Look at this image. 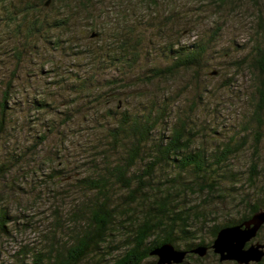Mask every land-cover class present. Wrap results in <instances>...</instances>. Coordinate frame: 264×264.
<instances>
[{
  "label": "rangeland",
  "instance_id": "374dc122",
  "mask_svg": "<svg viewBox=\"0 0 264 264\" xmlns=\"http://www.w3.org/2000/svg\"><path fill=\"white\" fill-rule=\"evenodd\" d=\"M215 1L160 0L153 10H147L148 4L144 5L140 0H94L97 7L95 15H98V28L94 32L103 30L104 25L103 33L91 36L92 29L83 14L84 19L74 22L71 29L55 28L56 32H60L62 41V46L56 48L52 40L57 34L55 31L48 30L32 37L28 34V26L23 25L22 30L8 26L10 15L3 7H14L15 2H20L0 1V99L10 82L15 107L14 117L7 127L8 135L0 142V162H5L2 165L4 170L0 171V196L14 217L11 232H0V264H18L17 260L23 253L18 257L16 254L24 247L41 249L47 245L45 235L58 225V215L66 217L80 202L81 193L73 183L92 173L93 165L100 172L106 171L103 165L111 161L105 157L102 141L97 139H107L106 125L112 120L106 112L116 106L118 98L115 100L111 94H102L98 99H90L86 92L82 95L74 93L71 88L80 77L86 79L95 72L96 83L105 85L108 80L123 74L131 86L127 90L121 89L119 104L128 107L131 113L145 110L148 107L144 106H150L153 98L159 99L165 93L172 95L171 98L174 96L172 112L166 120L167 127L176 120L175 107L179 106L181 111L191 114L192 126L200 127L198 144H204L209 149L229 138L239 139L245 132L241 127L252 117V111L259 102L261 95L257 86L261 81L259 70L250 65L237 68L235 60L245 54L247 59L252 60L257 55L255 46L264 47V18L262 23L259 18L262 13L264 17V0H226L221 5L218 3L220 0ZM100 9L102 12H98ZM58 13L57 8L48 12L54 18L59 16ZM78 16L81 17L80 14ZM125 16L131 21H141L146 29V53L132 67L124 63V71L108 61L110 56L114 57L110 50L94 62L96 58L92 60L88 49L99 47L104 40H111L116 20ZM204 36L210 44L208 57L211 66L201 74V79L195 80L192 72H184L176 78L156 79L146 85L137 77L150 73L151 66L166 64L168 56L163 48L169 39L174 37V41L187 44ZM16 48L22 50L20 57ZM212 70L216 72L210 73ZM198 88H201L199 104L191 107ZM166 89L168 91L163 92ZM42 94H46L47 103L44 108L36 110L31 100L35 96L41 98ZM73 99L81 105L78 103L74 108L76 103H71ZM247 138L246 149L237 153L230 162L246 180L242 183L245 187L243 192L251 198V201L246 200V204L256 197L247 179L255 165L253 135ZM57 146L62 148L63 157L66 154L68 165L66 162H49L50 151L55 152ZM15 152H22L23 155L14 156L11 162ZM261 154L257 161L264 169V136ZM55 167L64 168L66 175L59 180L52 179L50 175ZM262 183L264 176L260 178L259 184ZM190 196L193 198V195ZM236 197H227L225 203H238L241 196ZM233 215L236 216L235 213ZM224 219L219 215L216 221L223 222ZM212 224L210 222L200 230L206 242L213 239L210 234ZM58 238L61 236L58 235ZM120 238L115 234L112 245L116 246ZM199 241L201 237L195 240L196 243ZM181 248H185V243H181ZM118 252L114 250V256ZM155 259L153 256L145 264H155ZM188 261V264H199L196 256L189 257ZM201 264L239 263L220 261L210 248L208 255L201 258Z\"/></svg>",
  "mask_w": 264,
  "mask_h": 264
},
{
  "label": "trees",
  "instance_id": "16d2710c",
  "mask_svg": "<svg viewBox=\"0 0 264 264\" xmlns=\"http://www.w3.org/2000/svg\"><path fill=\"white\" fill-rule=\"evenodd\" d=\"M14 1L10 0L13 3ZM140 1L144 5L148 4L147 10H153L160 0ZM225 1L220 0L218 3L221 5ZM19 2L20 4L15 2L14 7H3L7 15H10L8 26L21 28L20 30L23 25L28 26V34L32 37L48 30L55 31V28L71 29L74 22L84 19L83 14L87 16L86 23L92 29L91 36L103 33L106 28L103 25V30L94 32V29L98 28L94 0ZM75 4L79 8L75 7ZM56 8L59 9V16L54 18L48 12ZM262 14L259 17L261 23L264 18ZM150 15L154 16L152 13ZM73 18L77 20L73 21ZM116 21L113 38L104 40L99 47L88 50L92 60L96 58L94 62L99 61L102 53H108L110 50L114 57L110 56L108 61L124 71V63L128 64L127 67H132L133 63L139 62L146 53L144 46L147 32L140 24L141 21H131L126 16ZM56 33L52 39L55 48L62 46L61 35L58 34L60 32ZM173 39L164 44L166 46L163 50L168 56L166 64L151 66L150 73L137 76L141 82L145 81L143 84L150 85L156 79L176 78L184 72H192L197 80L201 79L202 73L210 69V44L207 37L187 44ZM254 49L257 55L252 60L247 59L245 54L235 61L237 68L250 65L259 70V102L252 111V117L243 123L241 129L245 132L239 139L229 138L212 149L198 144L200 127H193L191 114L181 111L179 106L175 107L176 120L167 127L166 120L172 112L174 96L171 98L172 95L165 93L159 99L153 98L150 106H144L148 107L145 110L131 113L128 107L119 104L121 89L127 90L131 86L123 74L119 78L108 80L105 85L96 83L95 72L86 79L80 77L78 83L71 88L74 93L82 95L86 92L90 99H98L102 94H111L115 100L118 98L116 106L106 112L112 120V123L105 127L107 139H97L98 142L102 141L105 157L111 161L108 160V163L103 165L106 171L100 172L97 166L93 165L92 173L85 174L73 183L74 188L81 193L80 202L74 206L76 208L66 217L58 215V225L50 229V234L45 235L47 245L43 248H22L16 254L18 257L23 253L17 263L145 264L147 259L154 256V263L158 264V256L152 252L162 244L170 242L178 249L189 251L187 258L178 264H188V258L194 256L201 264V258L208 255L209 248L223 226L249 219L255 212L264 209V183L259 184L261 176H264V169L261 162L257 161L262 156L261 142L264 136V47L257 45ZM16 51H19L20 57L22 50L16 48ZM214 72L216 70L210 73ZM11 89L9 82L0 99V142L8 135L7 127L14 117V97ZM166 91L168 90L163 92ZM200 93L201 88H198L197 97L190 103L191 107L199 104ZM35 97L31 100L32 106L36 110L44 108L48 100L46 94L40 95L41 98ZM26 98L27 96L24 99ZM72 101L71 103H76L74 108L78 103L81 105L78 100ZM250 134L253 135L255 165L247 179L256 197L252 198L255 199L253 202L246 204V200L251 201L248 193L243 192L246 180L240 175V170L230 162L237 153L246 149L249 142L247 136ZM50 153V157L47 156L51 160L49 162L69 164L66 154L65 157L62 156L61 147L57 146L55 152ZM21 155L22 152H15L10 161L13 162L14 156ZM2 165L4 166L5 162H0V171L4 170ZM63 169L53 168L50 177L61 179L66 175ZM238 182L241 184H237ZM190 195H193V198ZM237 195L241 196L238 203H225L227 197L236 199ZM219 215L225 218L223 222L216 221ZM13 219L11 211L4 205L0 196L1 233L11 232ZM62 221L63 224H60ZM210 222H213L210 226L213 239L206 242L200 230L206 228ZM115 234L121 236V241L113 246L112 237ZM58 235L61 238H58ZM62 236H65L63 242ZM199 237L201 241L196 243L195 240ZM260 241H264L262 233ZM182 242L185 243V248H181ZM201 245L209 247L206 255L201 256L191 251ZM114 250L119 251L117 256H114ZM262 261L256 264H263Z\"/></svg>",
  "mask_w": 264,
  "mask_h": 264
},
{
  "label": "water",
  "instance_id": "95a60500",
  "mask_svg": "<svg viewBox=\"0 0 264 264\" xmlns=\"http://www.w3.org/2000/svg\"><path fill=\"white\" fill-rule=\"evenodd\" d=\"M263 224L264 209H260L240 224L222 227L212 247L220 255L222 261L235 260L241 264L260 262L264 258V243H252L249 246L247 244L256 237ZM208 248V246L201 245L191 251L204 256ZM188 252V250L178 249L172 243L167 242L157 247L152 253L158 256V264H178L185 260Z\"/></svg>",
  "mask_w": 264,
  "mask_h": 264
},
{
  "label": "flooded vegetation",
  "instance_id": "af4514ba",
  "mask_svg": "<svg viewBox=\"0 0 264 264\" xmlns=\"http://www.w3.org/2000/svg\"><path fill=\"white\" fill-rule=\"evenodd\" d=\"M246 219H244V220H242L241 222H238V223H236V224H240V223H242L243 221H245ZM224 227V226H223ZM264 228V224L261 226V228L259 229V231H258V233H257V235H256V237H254L252 240H250L249 242H248V244H247V246H249L250 244H252V243H264V241H260V235H261V233H262V229ZM212 248V250L214 251V249H213V247H211ZM210 249V248H209ZM214 253L216 254V255H218V257H219V260L220 261H222L221 259H220V255L218 254V253H216L215 251H214ZM223 261H229V260H223ZM231 261H233V262H236V263H239V262H237V261H235V260H231ZM252 263V262H251ZM250 263V264H251ZM253 263H257V262H253ZM239 264H241V263H239Z\"/></svg>",
  "mask_w": 264,
  "mask_h": 264
}]
</instances>
